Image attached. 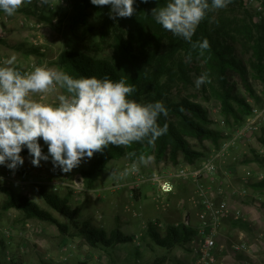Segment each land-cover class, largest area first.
<instances>
[{
    "label": "rangeland",
    "instance_id": "rangeland-1",
    "mask_svg": "<svg viewBox=\"0 0 264 264\" xmlns=\"http://www.w3.org/2000/svg\"><path fill=\"white\" fill-rule=\"evenodd\" d=\"M244 6L255 16L256 21H264V0H244ZM106 7H75L69 0H49V3L32 0L12 16L0 11V66H4L5 60L15 56L16 60L11 66L22 72H31L35 67L63 71L55 65L61 53L69 49L88 50L99 41L94 32L91 31L94 34L89 35L86 29L99 28ZM41 15L51 21L41 19ZM152 42L156 43L153 40ZM23 43L39 48L45 56L28 55L15 49ZM103 54H112V50H104ZM233 84L240 97L254 107L255 101L244 90L242 81L234 76ZM253 84L259 97L264 98L260 82L253 80ZM174 92L178 100L188 98L203 105L209 112L212 128L232 131L227 128L220 102L202 90V86L197 88L196 85L180 84ZM64 93L65 90L57 86L43 102L58 103L57 96ZM32 98L38 99L39 96L35 94ZM190 142L196 151L205 155L216 149L209 140L201 143L191 139ZM40 144L44 154H47L48 147L42 139ZM235 149L239 150L234 153L231 165L238 166L248 157L254 161L250 163L251 167L259 171L264 169V165L255 160V149H264V129L252 142L241 144ZM95 156L96 153L91 159H85L71 173L65 174L59 169L53 170L51 158L47 162L41 161L40 167H35L31 164L29 155H22L24 164L15 172L6 166H0V177H3L0 183L17 194L27 196L63 223H69L68 219L46 203L39 188L55 192L62 197L70 196L73 207L81 209V222H88L107 232L119 228L124 234L131 236L133 241L119 244L114 249L91 247L82 237L65 236L52 223L28 219L16 209L6 211L4 205L7 196L0 190V264H196L190 245L168 251L155 244L147 235L149 223L159 222L160 230L164 231L170 225L184 223L186 212L191 213V223L198 225L197 209L191 201L195 186L192 183L178 182L176 195L157 202L154 198L155 187L147 185L142 189L133 190L130 183L137 174L148 175L161 170L164 164L172 170L173 164L170 161L158 164L153 158L147 166L139 164L136 172L120 177L119 173L130 168L134 162L126 156L117 157L109 163L95 189H86L84 180L82 184L74 185L73 180L80 181L81 171L89 167ZM182 165L187 166L188 162L180 156L178 166ZM113 172L117 175L113 176ZM236 172L238 175L243 174L241 169ZM238 175L234 176V183H238ZM119 184L123 186L115 188ZM247 207L250 219L247 222L255 225V229L247 232L234 229L232 221H226L220 242L245 241L255 246V254L241 253L234 257L227 255L221 260L223 264H264V217L262 213L254 210L253 216L259 217L261 224L254 222L250 216L252 208ZM75 231L72 226L71 233Z\"/></svg>",
    "mask_w": 264,
    "mask_h": 264
},
{
    "label": "trees",
    "instance_id": "trees-1",
    "mask_svg": "<svg viewBox=\"0 0 264 264\" xmlns=\"http://www.w3.org/2000/svg\"><path fill=\"white\" fill-rule=\"evenodd\" d=\"M69 2L75 7L100 8L94 6L91 0ZM165 3L166 0H149L148 3L135 0V14L131 18L118 17L116 20L109 18L111 9L107 6L99 28L86 29L89 35L95 33L99 41L88 50H66L55 61V65L74 78L95 76L102 79L107 76L113 81L123 78L127 84L135 87L129 99L139 103L161 101L168 110L167 117L160 115L157 121L161 127L167 124V133L158 138L153 146L140 143L128 147L109 145L103 152L96 153L89 167L81 171L88 190L97 187L113 159L126 156L135 161L137 157L129 156L131 152H136L137 156L141 153L152 155L158 164L170 161L171 166H178L180 156H183L188 165H195L208 155L196 151L191 139L201 143L209 140L216 148L220 146L226 132L212 128L208 110L191 99L178 100L174 92L180 84L195 85L194 80L201 73L206 72L210 76L211 83L202 85V90L220 102L229 130L242 124L253 109L236 91L234 76L242 81L244 90L256 105L264 103V98L259 97L253 84V80L260 82L264 93V21H256L255 16L245 8L244 0H232L226 8L210 12L199 24L193 41L207 39L210 49L203 56L193 53L191 62H188L190 45L164 30L151 17V10ZM41 19L51 21L43 15ZM15 49L28 55L45 56L39 48L24 43ZM107 49H111L112 54H103ZM21 155H29L26 147ZM255 160L264 165L263 156L257 154ZM252 162L246 157L241 163ZM252 186L262 191L264 182ZM0 190L7 196L4 205L6 211L16 209L28 219L52 223L65 236L82 237L91 247L114 249L119 244L133 241L119 228L107 232L88 222H81V209L73 207L70 196L62 197L39 188L46 203L68 219L69 223H63L27 196L17 194L1 183ZM231 225L245 232L255 229V225L242 220L232 221ZM72 226L76 230L74 233H71ZM195 233L194 227H188L185 223L170 225L161 231L159 222H151L147 235L155 244L170 251L179 246H189Z\"/></svg>",
    "mask_w": 264,
    "mask_h": 264
},
{
    "label": "clouds",
    "instance_id": "clouds-1",
    "mask_svg": "<svg viewBox=\"0 0 264 264\" xmlns=\"http://www.w3.org/2000/svg\"><path fill=\"white\" fill-rule=\"evenodd\" d=\"M32 0H0V11L12 16L25 3ZM49 3V0H42ZM148 3L149 0H142ZM232 0H166L164 6L151 10V17L174 36L190 45L188 62L192 54L203 56L210 49L207 39L193 41L199 24L210 12L226 8ZM97 7L110 6L109 18H131L135 14V0H91ZM15 56L0 66V166L15 172L24 164L21 153L26 147L31 164L41 166L49 161L53 170L65 174L78 168L85 159L101 153L109 145L128 147L133 143L153 146L167 133L168 126L161 127L160 115L167 117L168 110L161 101L139 103L129 96L135 87L121 78L113 81L105 76L74 78L56 69L35 67L31 72H22L11 65ZM208 73H201L195 80L197 88L210 84ZM65 90L57 96L58 103H45L56 87ZM38 94V99L33 95ZM48 147L44 154L40 140ZM137 157L130 168L119 173L128 176L138 170V165L147 166L152 155L136 152ZM113 176L117 173L113 172ZM3 177H0L2 180ZM153 174V180H157ZM73 180L74 185L83 182Z\"/></svg>",
    "mask_w": 264,
    "mask_h": 264
},
{
    "label": "built area",
    "instance_id": "built-area-1",
    "mask_svg": "<svg viewBox=\"0 0 264 264\" xmlns=\"http://www.w3.org/2000/svg\"><path fill=\"white\" fill-rule=\"evenodd\" d=\"M263 129L264 103L255 105L242 124L231 132H226L220 146L213 149L198 164L172 166V170L164 164L161 170L148 175L137 174L130 183L133 190L142 189L147 185L155 187L154 198L157 202L176 195L178 182L192 183L195 186L191 201L197 209L199 223L198 225L191 223L190 212L185 213L184 223L196 230L190 244L196 264H223L221 260L227 255L234 257L241 253L255 254V246L245 241L222 243L220 240L226 221H250L247 215L249 213L246 211L247 206L252 208L250 216L254 222L261 224V219L253 216L254 210L262 213L264 217V189L258 191L252 186L264 182V169L259 171L251 167V164L240 163L234 166L230 163L234 153L239 150L235 148L252 142ZM255 150L264 157V149ZM240 169L243 170V174L238 175L236 171ZM153 174L158 177L155 181ZM236 175L239 178L238 180L236 177L238 183L233 181ZM122 186L119 184L115 188Z\"/></svg>",
    "mask_w": 264,
    "mask_h": 264
},
{
    "label": "crops",
    "instance_id": "crops-1",
    "mask_svg": "<svg viewBox=\"0 0 264 264\" xmlns=\"http://www.w3.org/2000/svg\"><path fill=\"white\" fill-rule=\"evenodd\" d=\"M187 187V186H186Z\"/></svg>",
    "mask_w": 264,
    "mask_h": 264
}]
</instances>
